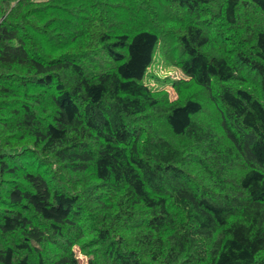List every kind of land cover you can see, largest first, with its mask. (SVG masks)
Listing matches in <instances>:
<instances>
[{
    "label": "trees",
    "instance_id": "trees-1",
    "mask_svg": "<svg viewBox=\"0 0 264 264\" xmlns=\"http://www.w3.org/2000/svg\"><path fill=\"white\" fill-rule=\"evenodd\" d=\"M0 264H264V0H0Z\"/></svg>",
    "mask_w": 264,
    "mask_h": 264
},
{
    "label": "rangeland",
    "instance_id": "rangeland-1",
    "mask_svg": "<svg viewBox=\"0 0 264 264\" xmlns=\"http://www.w3.org/2000/svg\"><path fill=\"white\" fill-rule=\"evenodd\" d=\"M152 72L157 78L161 80H165L167 78L171 79H180L182 78V74L175 68L165 65L160 61L159 57H155V60L152 62L151 66L147 69V73ZM155 80L153 78L150 79V84L154 85ZM164 90H166L167 96L170 100H173L176 98V94L174 92V89L168 84L165 83L161 85ZM80 262L82 263L84 261V257L80 254L77 255Z\"/></svg>",
    "mask_w": 264,
    "mask_h": 264
}]
</instances>
